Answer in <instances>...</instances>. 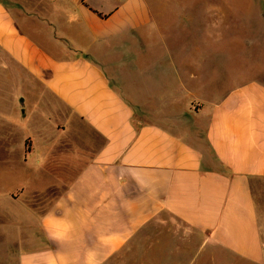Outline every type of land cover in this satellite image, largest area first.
Instances as JSON below:
<instances>
[{
    "label": "crops",
    "instance_id": "1",
    "mask_svg": "<svg viewBox=\"0 0 264 264\" xmlns=\"http://www.w3.org/2000/svg\"><path fill=\"white\" fill-rule=\"evenodd\" d=\"M168 2L0 0V53L41 77L43 100L64 115L55 129L82 138L69 151L48 140L53 167L75 170L38 189L62 187L45 206L0 198V264L119 262L171 224L206 246L260 257L264 82L211 83L227 90L207 97L200 69L137 63L154 54ZM33 22L37 36L25 27Z\"/></svg>",
    "mask_w": 264,
    "mask_h": 264
},
{
    "label": "rangeland",
    "instance_id": "2",
    "mask_svg": "<svg viewBox=\"0 0 264 264\" xmlns=\"http://www.w3.org/2000/svg\"><path fill=\"white\" fill-rule=\"evenodd\" d=\"M163 1L169 4L163 9V20L155 23L160 36L150 41L154 54H139L137 63L200 69L195 79L207 84L203 89L207 97L227 90L212 88L211 83L227 87L237 81L264 82V0ZM154 17L159 18L158 13ZM178 18L184 20H175ZM188 19L191 22L185 23ZM38 26L34 22L25 24L32 36H37ZM50 52L58 50H48L51 59L57 58ZM115 58L109 57L110 62ZM44 73L46 79L50 77L49 71ZM32 74L15 57L0 53V198L10 193L45 206L62 187L38 189L49 185L57 175L69 177L75 170L53 167L48 140L67 145L69 151L71 143H81L82 138L55 129L57 123L64 122V115L56 116L51 111L43 100L47 94L39 84L41 77L35 79ZM36 160L45 163L41 166ZM259 201L264 202V198ZM171 225L174 229L169 233L160 227L148 231L127 259L107 264H264V246L257 260L243 259L206 246L200 233L188 226L181 225L178 231V225ZM261 226L264 241V219Z\"/></svg>",
    "mask_w": 264,
    "mask_h": 264
},
{
    "label": "water",
    "instance_id": "3",
    "mask_svg": "<svg viewBox=\"0 0 264 264\" xmlns=\"http://www.w3.org/2000/svg\"><path fill=\"white\" fill-rule=\"evenodd\" d=\"M21 102L23 103V99L21 100Z\"/></svg>",
    "mask_w": 264,
    "mask_h": 264
}]
</instances>
